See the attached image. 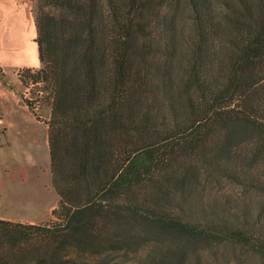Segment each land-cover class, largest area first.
<instances>
[{"label":"trees","instance_id":"16d2710c","mask_svg":"<svg viewBox=\"0 0 264 264\" xmlns=\"http://www.w3.org/2000/svg\"><path fill=\"white\" fill-rule=\"evenodd\" d=\"M35 27L59 203L0 219V264H264V0H37Z\"/></svg>","mask_w":264,"mask_h":264},{"label":"rangeland","instance_id":"374dc122","mask_svg":"<svg viewBox=\"0 0 264 264\" xmlns=\"http://www.w3.org/2000/svg\"><path fill=\"white\" fill-rule=\"evenodd\" d=\"M8 1L0 0V48L5 49L3 60L6 62L0 60V90L9 88L18 90L27 106L25 100L33 102L40 119L34 113L33 115L39 121L47 124L51 114L49 92L43 84L33 85L29 82V85L25 87L20 79L22 71L30 68L27 65L34 63L33 61L38 62L36 67H31L33 70H39L41 66L35 43L37 37L35 27L37 0H27L29 15L26 18H20L19 21L14 19L17 23L16 28H13L15 25L13 23L9 27L6 26L9 15L14 11L12 2ZM6 3L7 8L3 6ZM48 160L50 162V153ZM47 168L40 170V177L36 179V184H33V181L28 184L12 181L7 183L0 168V214L3 219L15 222H25L37 218L40 220L48 219L49 208L57 200V195L53 186L51 171ZM51 220H53L52 216L49 221L43 224H48ZM237 256L239 264H258L255 256L243 253L237 254ZM234 259L235 257L231 258L230 262L235 261ZM115 264L130 263L125 259H119Z\"/></svg>","mask_w":264,"mask_h":264},{"label":"crops","instance_id":"0c3cea01","mask_svg":"<svg viewBox=\"0 0 264 264\" xmlns=\"http://www.w3.org/2000/svg\"><path fill=\"white\" fill-rule=\"evenodd\" d=\"M8 2H12L14 11L9 15L6 26L9 27L13 23L15 24L13 28H16L15 20L19 21L20 18H26L29 15V3L27 0H9ZM3 6L7 8V3ZM4 52L5 49L0 48V60L6 63L3 60ZM33 54H35L34 51ZM33 62L27 67L38 65L37 61ZM0 113L2 116L0 119V168L7 183L12 181L28 184L33 181V184H36L35 181L40 177L42 168L48 167L47 169L51 171V156L50 162L48 160L50 153L48 124L39 121L25 104L19 91L12 88L0 90ZM56 195L57 200L49 208L48 219L37 218L20 223L39 225L49 221L59 203L57 192ZM0 219H3L1 214Z\"/></svg>","mask_w":264,"mask_h":264}]
</instances>
